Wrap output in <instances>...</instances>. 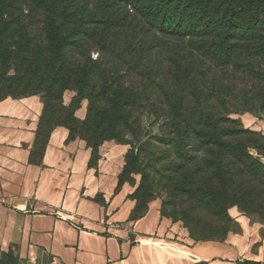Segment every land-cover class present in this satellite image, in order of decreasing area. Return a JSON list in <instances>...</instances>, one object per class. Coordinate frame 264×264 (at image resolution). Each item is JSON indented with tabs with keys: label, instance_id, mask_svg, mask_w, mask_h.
<instances>
[{
	"label": "trees",
	"instance_id": "1",
	"mask_svg": "<svg viewBox=\"0 0 264 264\" xmlns=\"http://www.w3.org/2000/svg\"><path fill=\"white\" fill-rule=\"evenodd\" d=\"M91 2L0 0V102L29 96L28 88L44 93L38 135L49 104L55 111L65 91L79 89L88 105L78 135L90 158L106 141L129 146L117 188L139 174L134 202L146 199L130 221L146 214L159 187L167 197L160 215L181 222L194 242L239 233L233 207L264 225V153L249 154L257 135L236 118L264 119V0ZM36 15H44L39 42L2 32ZM40 73L46 87L38 79L16 86ZM59 126L70 141L71 127Z\"/></svg>",
	"mask_w": 264,
	"mask_h": 264
},
{
	"label": "crops",
	"instance_id": "2",
	"mask_svg": "<svg viewBox=\"0 0 264 264\" xmlns=\"http://www.w3.org/2000/svg\"><path fill=\"white\" fill-rule=\"evenodd\" d=\"M30 108V104L22 107L14 100L0 102V189L4 181H17L20 170L28 165L29 142L23 138H32L36 130ZM53 134H56L53 147L44 153L40 166H34L43 172L52 169L58 153L53 152L55 149L69 148L63 146L67 138L65 131ZM74 152L76 155L68 170L79 181L69 182L68 187L78 196L95 194L100 184L95 185L97 178L86 176V171H90L87 168L90 150L77 147ZM93 186H96L95 191ZM124 190L123 186L117 197L121 204L112 217V227L104 229V233L99 224L75 226L69 221L70 213H37L20 211L14 205L5 206L2 192L0 246H17L26 264H149L152 259L156 264H236L243 261L264 264L262 227L249 223L246 217L238 213L232 217L240 232L229 233L222 242H194L186 229L162 218L160 203L155 200L148 204L142 218L127 222L134 203L127 199L130 192L127 194ZM69 193L67 191L66 195Z\"/></svg>",
	"mask_w": 264,
	"mask_h": 264
},
{
	"label": "rangeland",
	"instance_id": "3",
	"mask_svg": "<svg viewBox=\"0 0 264 264\" xmlns=\"http://www.w3.org/2000/svg\"><path fill=\"white\" fill-rule=\"evenodd\" d=\"M87 2L92 4L91 0H87ZM24 10V14H26L28 9ZM37 16L38 15H36L35 20L26 25H17L14 26L13 29L8 26V28L3 29L2 32H7L8 34L9 31L13 30L14 33H12V35L16 34V42H20L21 38L24 39L26 34L27 36L29 35V39L33 38L34 40H37L33 43H37L41 40L39 39L40 36H45V25L41 22L44 15H42V18L40 15ZM22 42H24V40ZM96 55V51H91L89 54L90 60H95ZM8 75H14V72L10 70ZM37 79L42 82L43 87L47 86L46 76L41 73L28 78H25L24 76V79L17 82L16 86L22 87V85L27 84L31 85V87H35L33 85ZM80 94L81 91L79 89L72 87L71 90L65 91L62 96H60L62 104L59 103L56 106L55 111L52 110L53 103L49 104L50 107L43 117L42 127L38 135L34 132L32 138H23L27 143L29 142L28 165H25V167L20 170L17 181H4L3 187L0 189V194H2V192L4 193L3 200H5V206L14 205L20 211H34L37 213L53 211L58 213H70L72 218L69 221L75 226L82 228L94 227L92 226V223L99 224L101 227L100 230L104 233V229L107 230L112 227V217L116 214L119 205L121 204V200H118L117 197L123 186L125 187V193L128 194L130 192L127 199L132 201L135 206V208L133 206L131 209L132 212L130 211L131 215L129 213L131 218H138V216L143 213L146 199L140 198L137 205L134 202V192L140 183L139 174L127 175L133 181H126L127 183L120 188H117L118 177L123 171L124 156L129 149V146L118 145L114 141L103 142L93 153L92 158L89 157L87 162V168L90 169V171H86V176L97 178L98 181L95 182V185H97V183L100 184L96 193L90 194V196H78V194L73 193L71 187H68L69 182L71 184L75 183L73 181H79L76 179V175L68 170L72 163V159L75 158L76 155L74 148H87L85 141H83L78 135V132L82 127L81 123L85 119L88 105L87 99L82 96L80 97ZM26 95L29 96H15L17 98L12 99L8 97L7 99L17 101L18 105L22 107L30 104L32 106L30 112L34 116H32V118L36 122L37 129L38 121L44 107L41 99L44 93L28 88ZM69 114L72 115L74 122L68 121ZM236 118L240 120L245 129H248L257 135V137H254L253 139V146L248 149L249 154L256 157V148H259V150L264 153V143L260 140L261 137L264 138V119L261 116L250 113L238 115ZM142 123L144 127L148 125V122L144 119L142 120ZM61 124L68 125V127H71L72 129L70 141L65 140L63 145L69 146V148L66 150L61 146L53 151H58V153L55 160L52 162V169H49V171L43 172V170L40 171L39 169L34 168V166H40L44 153L53 147L56 137V134L53 133L62 130L67 133L68 137L69 131L66 127L59 126ZM109 131L111 130H108V132ZM152 131L156 132V128L154 127ZM171 158H173V156L168 157L165 161H162V163L169 161ZM261 161L264 162L263 159H261ZM156 168H160V164H158ZM7 176L8 175H6V177ZM154 183L156 184V182ZM75 185H77V183ZM93 187L95 191L96 186ZM67 191L70 192L68 196L66 195ZM149 193L155 201L160 203V207L162 202H165L167 199L165 193L162 192L159 187L154 188ZM86 195H89V193ZM116 199L117 201H115ZM228 212L231 217L235 216L236 213L240 214L242 217H246L244 214L240 213L236 207L231 208ZM162 218L167 219L169 222L176 223L180 228H184V225L177 221V219ZM82 220L85 221L82 222ZM87 221L91 222V224L87 223ZM248 221L249 223H255L257 220L248 219ZM127 222H130V219H128ZM255 224L261 225L259 223ZM261 227V236L264 237V225H261ZM169 239L172 240V238ZM153 258H156L155 255ZM148 263L156 264L157 262L152 259V262L149 260ZM0 264L26 263L24 259L20 258L18 247L15 245H9L4 248L0 246Z\"/></svg>",
	"mask_w": 264,
	"mask_h": 264
}]
</instances>
